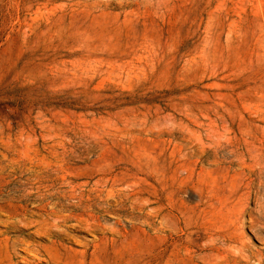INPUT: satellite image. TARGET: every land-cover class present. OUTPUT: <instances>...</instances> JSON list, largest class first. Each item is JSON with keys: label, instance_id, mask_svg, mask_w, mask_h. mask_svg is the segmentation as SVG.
<instances>
[{"label": "rangeland", "instance_id": "rangeland-1", "mask_svg": "<svg viewBox=\"0 0 264 264\" xmlns=\"http://www.w3.org/2000/svg\"><path fill=\"white\" fill-rule=\"evenodd\" d=\"M0 264H264V0H0Z\"/></svg>", "mask_w": 264, "mask_h": 264}, {"label": "bare ground", "instance_id": "bare-ground-1", "mask_svg": "<svg viewBox=\"0 0 264 264\" xmlns=\"http://www.w3.org/2000/svg\"><path fill=\"white\" fill-rule=\"evenodd\" d=\"M243 250V249H242ZM241 251V250H240ZM33 262V261H32Z\"/></svg>", "mask_w": 264, "mask_h": 264}]
</instances>
